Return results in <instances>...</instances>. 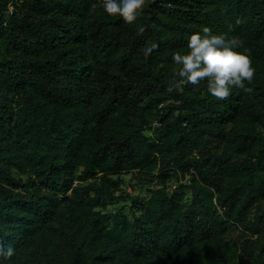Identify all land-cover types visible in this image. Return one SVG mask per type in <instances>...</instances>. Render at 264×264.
<instances>
[{"label": "trees", "instance_id": "1", "mask_svg": "<svg viewBox=\"0 0 264 264\" xmlns=\"http://www.w3.org/2000/svg\"><path fill=\"white\" fill-rule=\"evenodd\" d=\"M103 5L0 0L7 264H264V0ZM203 26L250 49L251 92L166 91Z\"/></svg>", "mask_w": 264, "mask_h": 264}, {"label": "clouds", "instance_id": "2", "mask_svg": "<svg viewBox=\"0 0 264 264\" xmlns=\"http://www.w3.org/2000/svg\"><path fill=\"white\" fill-rule=\"evenodd\" d=\"M103 7L108 15H119L126 23L134 24L143 14L145 0H104ZM137 31L142 34L145 27L139 25ZM157 47L156 43L146 47L144 56L148 57ZM187 48L184 54H172L173 62L179 67L168 83L167 92L182 91L185 85L196 86L202 80L207 81L208 93L218 100L229 98L231 87L252 91L245 81L251 84L255 70L250 49L244 47L240 37L214 34L209 26H203L202 32L189 36ZM14 255L15 248L11 244L6 246L0 236V264H7Z\"/></svg>", "mask_w": 264, "mask_h": 264}, {"label": "rangeland", "instance_id": "3", "mask_svg": "<svg viewBox=\"0 0 264 264\" xmlns=\"http://www.w3.org/2000/svg\"><path fill=\"white\" fill-rule=\"evenodd\" d=\"M124 176H125V178H126V187H128V189L129 190H131V187L130 186H128V181H129V178L132 176V174L131 173H126V174H124ZM111 208H115V206H113V205H109Z\"/></svg>", "mask_w": 264, "mask_h": 264}, {"label": "built area", "instance_id": "4", "mask_svg": "<svg viewBox=\"0 0 264 264\" xmlns=\"http://www.w3.org/2000/svg\"><path fill=\"white\" fill-rule=\"evenodd\" d=\"M9 8H10V10H12V8H13V4L12 3L9 4ZM155 124H158V122H155Z\"/></svg>", "mask_w": 264, "mask_h": 264}]
</instances>
